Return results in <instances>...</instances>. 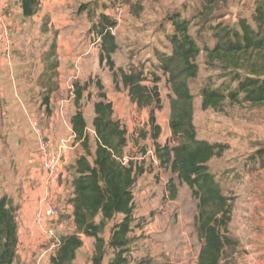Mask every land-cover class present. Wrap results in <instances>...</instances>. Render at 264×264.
<instances>
[{
    "label": "rangeland",
    "instance_id": "1",
    "mask_svg": "<svg viewBox=\"0 0 264 264\" xmlns=\"http://www.w3.org/2000/svg\"><path fill=\"white\" fill-rule=\"evenodd\" d=\"M255 0H78L65 11L55 25L47 19L27 21L11 35L9 64L0 61V197L10 198L18 207V247L14 264H48L57 249V241L75 232L68 208L71 189L64 190L62 214L52 223L57 240L46 239L33 224L20 217L25 202V190H34L32 179L39 171L38 143L40 138L55 142L73 135L68 118L80 109L86 122L91 151L94 133L91 121L93 104L98 102L99 87L112 103L113 117L126 132L123 161L140 169L133 187V212L128 235L127 264H197L202 241L197 236V204L190 189L176 176L160 168L154 154L153 129L149 124L151 108L139 110L128 97L120 80L113 81L106 60L100 61V40L90 32L100 14L114 23L117 50L111 55L114 69L143 71L147 85L151 74L160 77L157 85L160 105L154 110L159 129L158 145L169 143L170 99L173 94L166 77L155 69L154 51L169 53L168 18L179 15L189 22V35L200 46H212L215 25L234 26L237 18L248 17ZM207 4V5H206ZM85 6L86 10H79ZM209 6L207 10L204 7ZM202 11L209 12L200 16ZM198 75L188 80L193 96V124L198 140L225 149L220 158L208 163V169L222 194L230 197L236 221L240 213H251L262 223L264 234V106L225 101L219 110L201 109L200 90L225 85L226 78L204 63V54L197 59ZM13 70V71H12ZM17 71V72H16ZM72 85L74 97L67 91ZM234 87V85L232 86ZM80 92L75 104L76 91ZM2 103H1V97ZM47 99V103L45 102ZM61 101L64 121L56 118ZM38 123L35 133L30 122ZM64 122V123H63ZM72 162L83 153L80 142L70 140ZM72 163V164H73ZM69 167V168H68ZM68 179L74 177L73 166L66 169ZM36 177V176H35ZM66 178V176H65ZM173 181L176 195L171 199L166 188ZM69 181V180H68ZM33 185V186H32ZM251 210V211H249ZM60 212V211H59ZM121 220L116 216L101 234L108 241L112 226ZM97 221V220H96ZM236 221L234 227H237ZM237 230L229 224V236ZM82 247L73 264H91L94 240L80 236ZM236 238V237H235ZM226 249L220 264H237L239 249ZM112 252L107 250L102 264H107Z\"/></svg>",
    "mask_w": 264,
    "mask_h": 264
},
{
    "label": "trees",
    "instance_id": "2",
    "mask_svg": "<svg viewBox=\"0 0 264 264\" xmlns=\"http://www.w3.org/2000/svg\"><path fill=\"white\" fill-rule=\"evenodd\" d=\"M19 2L24 18L37 14L39 0ZM206 2L211 4L212 0ZM207 8L209 6L204 7L205 10ZM83 9L86 10V7H79L80 11ZM208 13L202 11L199 15ZM42 21L44 31L47 19ZM168 23L170 33L166 38L170 52L154 51L155 69L166 77L173 94L168 122L170 139L163 146L157 143L159 129L154 117V110L160 105L157 88L160 77L151 74L150 85H147L143 71L114 69L111 55L116 52L117 45L111 31L115 23L106 15L98 16L90 32L100 40V61L106 60L113 81L120 80L137 109L151 108L149 124L153 129L154 154L159 167L176 176L198 201L196 231L202 244L197 264H220L226 249L234 250L239 246L229 236L232 200L222 194L208 169V163L220 158L225 149L197 139L193 124V96L187 81L197 77L199 69L195 61L203 53L205 65L226 78L225 85L216 88L206 86L200 90L203 111H217L225 101L230 104L246 103L251 107L264 106V0H255L249 16L237 18L236 25H215L211 31L212 46L200 47L188 33L189 22L179 15L170 16ZM98 96L100 100L93 104L91 121L94 151H91L86 122L80 109L77 108L69 120L75 140L80 142L83 151L73 165L75 178L68 201L75 232L60 239L48 264H73L77 251L82 247L80 236L94 240L91 264H102L107 250L112 252L107 264H127L133 187L141 171L131 162L124 163L125 129L114 119L112 103L101 87ZM79 98L77 90L75 104ZM262 156L264 158V154ZM166 188L174 199L176 188L172 180L168 181ZM17 213L18 207L10 198L0 197V264L15 262ZM116 216H121V220L112 226L105 242L101 234Z\"/></svg>",
    "mask_w": 264,
    "mask_h": 264
},
{
    "label": "crops",
    "instance_id": "3",
    "mask_svg": "<svg viewBox=\"0 0 264 264\" xmlns=\"http://www.w3.org/2000/svg\"><path fill=\"white\" fill-rule=\"evenodd\" d=\"M77 1L78 0H39L40 4L38 12L32 18H24L21 15L19 0H0V11L4 16L5 28H7L12 35V33H15L20 29L21 25H24V23L30 20L40 22L44 18H46L49 19L51 25H55L58 22L59 18L62 17V15H58L59 12L63 13V11H65L66 9V6L72 7L73 5L77 4ZM0 73L2 74V71H0ZM2 98H4V96L1 97V103L3 102ZM72 115L68 118V121L70 120ZM72 160L74 159L70 157L69 163L73 166L74 163L72 162ZM42 176L43 174L40 173V171L33 176L34 179H32V182L34 184V187L37 186V188H35L34 190L27 188L25 190V202L22 205L23 215H21L20 217L22 218V220H24L26 226H29V220L32 210L41 206L42 203V198L45 191L42 185ZM74 178L75 174L74 177L68 179V173L66 172V178L61 181V184L56 189L55 198L57 199V205L60 211V215L63 212L61 209V204H63V200L65 198L64 190L67 187H70L71 189V183ZM68 208L70 209L69 205ZM235 218L236 215L233 214L231 224L233 225L234 230H237V235L235 236L236 238L234 236L232 237L239 244V249L243 251L240 253L237 264H264V234L260 235L259 232V230H261V227L263 226L262 223L257 221L258 219L256 217L251 220V213H240L237 221ZM235 221L237 227H234ZM16 253H20L19 247H17Z\"/></svg>",
    "mask_w": 264,
    "mask_h": 264
},
{
    "label": "built area",
    "instance_id": "4",
    "mask_svg": "<svg viewBox=\"0 0 264 264\" xmlns=\"http://www.w3.org/2000/svg\"><path fill=\"white\" fill-rule=\"evenodd\" d=\"M113 33V30L111 31ZM99 40V39H97ZM11 54V33L4 26V16L0 11V61L9 64ZM67 91L71 98L74 97L72 85L67 84ZM66 101H61L56 110V118L64 121V106ZM65 122V121H64ZM63 122V123H64ZM70 125L64 123L65 126ZM30 126L35 133L39 132L38 123L35 120L30 122ZM73 133V132H72ZM75 138L71 135L69 139H61L55 142L48 137L40 138L38 143L39 171L43 174L42 185L45 189L41 206L37 207L33 215V224L46 239L57 240L52 229V223L59 217V208L55 198L56 189L66 176V169L70 162L72 148L70 140ZM125 163V162H124ZM60 241H57L58 247Z\"/></svg>",
    "mask_w": 264,
    "mask_h": 264
}]
</instances>
